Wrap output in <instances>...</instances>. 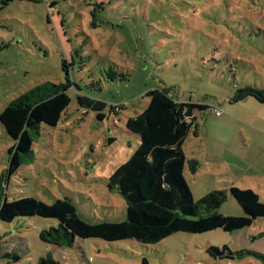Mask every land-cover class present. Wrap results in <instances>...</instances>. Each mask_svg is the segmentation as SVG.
Listing matches in <instances>:
<instances>
[{"label":"rangeland","instance_id":"rangeland-1","mask_svg":"<svg viewBox=\"0 0 264 264\" xmlns=\"http://www.w3.org/2000/svg\"><path fill=\"white\" fill-rule=\"evenodd\" d=\"M67 76L75 85L61 121L39 127L32 154L11 175L14 140L0 123V204L68 197L90 222L125 220V198L109 178L138 147L140 138L125 123L147 107V92L155 88L209 106L195 111L199 136L191 131L183 143L195 199L235 186L254 190L264 203V102L231 101L240 87L264 88V0H13L4 6L0 113L31 88L67 84ZM79 94L104 101V118L81 106ZM193 158L201 166L196 175L189 169ZM218 211L245 215L231 195ZM52 225L58 220H0V264H39L46 256L63 264H264L208 252L228 246L264 254V217L233 232H177L155 244L76 238L72 246H57L39 236Z\"/></svg>","mask_w":264,"mask_h":264},{"label":"trees","instance_id":"trees-1","mask_svg":"<svg viewBox=\"0 0 264 264\" xmlns=\"http://www.w3.org/2000/svg\"><path fill=\"white\" fill-rule=\"evenodd\" d=\"M13 0H0V11ZM75 83L67 76V84L45 82L11 100L0 113V123L14 140L9 150V175L26 158L42 124L57 126L66 112L71 98L69 88ZM149 103L138 115L126 120L129 132L138 135L140 143L126 162L116 168L109 184L118 190L127 204V218L123 221L90 222L84 219L76 203L68 197L47 203L28 196L0 204V220L11 222L17 217L38 216L54 218L58 225L40 232V239L57 246H72L76 238H102L106 241L135 239L144 244H155L177 232L205 233L216 229L233 232L252 225L264 217V203L258 194L248 188L231 186L209 190L195 199L185 177L187 156L184 140L195 125L197 109L207 104L183 101L174 96L171 88H155L147 92ZM254 97L264 102V88L244 86L237 89L231 101L239 102ZM81 106L101 111L106 103L85 95H78ZM233 196L245 215H224L218 211L228 196ZM208 252L214 258L254 256L264 262V254L240 249L232 252L228 246H211ZM39 264H63L51 256ZM143 264H147L144 260Z\"/></svg>","mask_w":264,"mask_h":264},{"label":"crops","instance_id":"crops-1","mask_svg":"<svg viewBox=\"0 0 264 264\" xmlns=\"http://www.w3.org/2000/svg\"><path fill=\"white\" fill-rule=\"evenodd\" d=\"M247 100V99H246ZM216 109V108H215ZM221 117H222V115H221ZM195 124V123H194ZM241 124H243V123H241ZM245 124V123H244ZM196 125V124H195ZM246 125H248V126H250V127H252L254 130H257V131H261V130H259V128H257L256 126H254V125H251V124H246ZM197 127H198V125H197ZM239 128L240 129H242V125H240L239 126ZM192 133H193V131H192ZM191 134V133H190ZM189 134V135H190ZM195 136H199V128L197 129V133H193ZM223 145L224 146H226L227 144H225V143H223ZM228 147V146H227ZM204 162H206V163H208V158H206L205 160H204ZM201 168V166H200V161L198 160V159H196V158H193L192 159V161L190 162V165H189V169H190V171H191V173H193V174H198V172H199V169ZM223 178V180H226L224 177H222ZM230 186V185H229ZM228 186V187H229ZM231 187V186H230ZM228 190V189H227ZM209 191V190H208Z\"/></svg>","mask_w":264,"mask_h":264},{"label":"built area","instance_id":"built-area-1","mask_svg":"<svg viewBox=\"0 0 264 264\" xmlns=\"http://www.w3.org/2000/svg\"><path fill=\"white\" fill-rule=\"evenodd\" d=\"M215 114H216L217 116H221V115L223 114L222 109H220V108L215 109Z\"/></svg>","mask_w":264,"mask_h":264},{"label":"water","instance_id":"water-1","mask_svg":"<svg viewBox=\"0 0 264 264\" xmlns=\"http://www.w3.org/2000/svg\"><path fill=\"white\" fill-rule=\"evenodd\" d=\"M228 258H233L234 259V257L233 256H227Z\"/></svg>","mask_w":264,"mask_h":264}]
</instances>
